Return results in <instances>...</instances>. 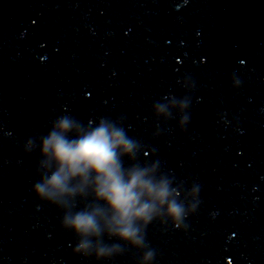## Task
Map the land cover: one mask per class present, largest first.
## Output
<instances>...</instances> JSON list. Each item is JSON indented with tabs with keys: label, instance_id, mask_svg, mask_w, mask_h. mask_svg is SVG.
<instances>
[{
	"label": "clouds",
	"instance_id": "clouds-1",
	"mask_svg": "<svg viewBox=\"0 0 264 264\" xmlns=\"http://www.w3.org/2000/svg\"><path fill=\"white\" fill-rule=\"evenodd\" d=\"M187 92L196 85L191 76L177 81ZM241 80L233 73L232 86ZM192 97L165 95L152 105L156 124L154 137L167 122L179 116L181 131L191 122ZM124 118L99 117L85 125L64 114L51 122L47 134L29 137L25 153L39 150L35 196L62 213L61 228L75 238L73 254L114 264L117 257L136 250L138 264H153L157 250L147 240L148 226L159 222L175 230L188 228L187 218L197 212L201 185L185 190L175 175L161 169L160 159L140 161L143 143L128 135ZM125 160L128 161L127 165Z\"/></svg>",
	"mask_w": 264,
	"mask_h": 264
}]
</instances>
